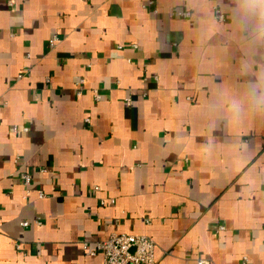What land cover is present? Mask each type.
I'll return each mask as SVG.
<instances>
[{"label":"crops","instance_id":"obj_1","mask_svg":"<svg viewBox=\"0 0 264 264\" xmlns=\"http://www.w3.org/2000/svg\"><path fill=\"white\" fill-rule=\"evenodd\" d=\"M149 1L0 0V264H102L113 232L264 264V115L229 110L264 47L245 72L235 0Z\"/></svg>","mask_w":264,"mask_h":264},{"label":"built area","instance_id":"obj_2","mask_svg":"<svg viewBox=\"0 0 264 264\" xmlns=\"http://www.w3.org/2000/svg\"><path fill=\"white\" fill-rule=\"evenodd\" d=\"M150 4L153 3L152 0L149 1ZM12 4V1H10ZM156 13L158 10L154 9ZM179 15L183 17H190L191 12L185 11L180 13H171L173 15ZM217 18L219 21H225V14L221 11H217ZM59 41L58 35H53L50 38V45L55 46ZM51 78L47 77V82H50ZM85 84V79L81 78L78 82L79 89L77 90L78 95H81L82 85ZM94 94L96 99H100L101 95L98 89H94ZM131 103V99H127V104ZM90 119H87L89 121ZM17 129V127H15ZM25 130H28L25 127ZM23 184L26 187L32 182V175L29 172H25L21 175ZM100 185L95 186L96 191H100ZM39 223V221L37 220ZM23 225H28L29 221H23ZM156 241L144 234H130V233H118L113 232L108 237L96 242L95 246L90 250L91 254L95 255L101 253L103 257L102 264H156ZM77 264V263H72ZM199 264H208V261L202 259Z\"/></svg>","mask_w":264,"mask_h":264},{"label":"clouds","instance_id":"obj_3","mask_svg":"<svg viewBox=\"0 0 264 264\" xmlns=\"http://www.w3.org/2000/svg\"><path fill=\"white\" fill-rule=\"evenodd\" d=\"M235 16L245 25H251L248 36V56L244 61L245 72L251 70L255 63L251 59L256 49L264 47V0H235ZM256 82L247 85L243 99H233L229 110L234 117L239 118L245 114L264 115V65L257 74Z\"/></svg>","mask_w":264,"mask_h":264}]
</instances>
